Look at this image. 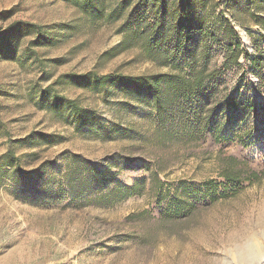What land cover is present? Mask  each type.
Here are the masks:
<instances>
[{
  "label": "rangeland",
  "instance_id": "rangeland-1",
  "mask_svg": "<svg viewBox=\"0 0 264 264\" xmlns=\"http://www.w3.org/2000/svg\"><path fill=\"white\" fill-rule=\"evenodd\" d=\"M218 1V12L223 9L233 20L243 47L253 52V34L263 30L238 12L244 1L233 6ZM7 10L9 17H0L2 27L25 20L73 28L65 39L38 47L39 58L25 62L0 55V155L12 143L25 155L23 177L0 166V264H243L240 258L250 244L264 252V136L248 145L218 141L200 128L166 131L149 103L65 84L55 88L97 109L100 126L77 129L60 123L34 99L61 74L137 75L167 67L138 46L103 56L123 38L118 23H92L64 0H0V12ZM225 59L221 45L215 46L213 64L223 69ZM239 61L244 66L222 71L220 95L210 107L219 106L227 94L255 92V76L243 56ZM257 122L264 127L263 111L252 115L250 125ZM34 131L62 140L35 146L15 142ZM71 155L96 164L104 176L82 186L78 173L83 187L78 195L49 192L53 174H58L55 188L65 181ZM234 171L242 181L226 182L224 175ZM251 173L258 178L247 179ZM208 182L218 186L214 196L201 191ZM116 184L139 191L125 196ZM180 202L182 209L176 206Z\"/></svg>",
  "mask_w": 264,
  "mask_h": 264
},
{
  "label": "trees",
  "instance_id": "trees-1",
  "mask_svg": "<svg viewBox=\"0 0 264 264\" xmlns=\"http://www.w3.org/2000/svg\"><path fill=\"white\" fill-rule=\"evenodd\" d=\"M64 1L92 23H118V31L123 38L118 46L106 50L103 56L115 54L118 47L138 46L150 59L167 69L137 75L123 72L100 74L94 70L61 74L34 97L36 106L51 112L60 123L74 125L77 129L100 123L97 109L84 105L80 97H68L55 88V85L65 84L104 97L120 92L136 101L149 103L156 112L159 125L166 131L195 132L200 128V131L210 132L218 141L238 139L248 145L264 136V127L260 128L258 122L256 126L250 125L252 115L259 116L261 111L264 112V0H228L225 3L233 6L235 2L244 1L243 10L238 9V12L248 14L263 30L253 34V52L243 47L233 20L223 9L218 12L221 2L218 0ZM10 12H0V17L7 18ZM233 18L237 20L235 15ZM72 28L73 25L64 22L39 24L14 20L0 26V55L12 59L22 57L25 62L39 58L38 47L65 39ZM219 45L226 56L223 69L213 64L215 46ZM241 56L256 78L253 83L255 92L251 94L250 88L242 93L236 91L224 96L219 106L210 107L212 100L220 95L222 71L244 66L239 61ZM225 129L230 133H225ZM61 140L54 133L34 131L15 142L35 146ZM35 154L32 152L30 155ZM24 156L17 153L12 143L0 155V166L16 177H23L25 175L20 168ZM64 170L66 179L59 181L58 188H55L58 174L49 178V192L71 190L78 195L83 190L78 181L82 179L81 185H85L104 176L96 164L84 163L77 155L67 158ZM80 172L81 179L77 181ZM246 178L255 180L258 177L251 173ZM224 179L230 183L242 181L237 171L225 174ZM156 182L159 183L160 179L156 178ZM116 185L125 196L139 191L138 186ZM64 186H68L67 189ZM217 188L213 182H208L202 185L201 191L214 196ZM176 206L182 209L185 205L180 202Z\"/></svg>",
  "mask_w": 264,
  "mask_h": 264
},
{
  "label": "bare ground",
  "instance_id": "bare-ground-1",
  "mask_svg": "<svg viewBox=\"0 0 264 264\" xmlns=\"http://www.w3.org/2000/svg\"><path fill=\"white\" fill-rule=\"evenodd\" d=\"M246 254L240 258L243 264H261L260 261L264 258V252L262 250H254L253 245L250 244Z\"/></svg>",
  "mask_w": 264,
  "mask_h": 264
}]
</instances>
